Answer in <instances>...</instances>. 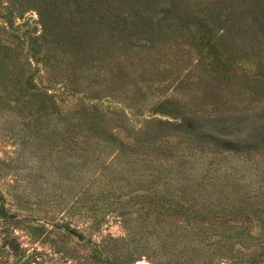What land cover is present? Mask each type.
Wrapping results in <instances>:
<instances>
[{
    "label": "rangeland",
    "instance_id": "374dc122",
    "mask_svg": "<svg viewBox=\"0 0 264 264\" xmlns=\"http://www.w3.org/2000/svg\"><path fill=\"white\" fill-rule=\"evenodd\" d=\"M201 2V8L214 10L225 0ZM234 3L239 11L243 8L242 14L235 12L225 20L230 22L237 18L239 23L235 28L233 24L231 29L224 27L225 31L220 24V31L208 44L200 46V40H193L192 47L184 39L185 36L168 34L165 39L171 47L163 48L162 53H171L168 54L171 58L175 56L173 72L171 76L167 74L172 82H168V88L162 92L166 85L155 92H148L143 110L128 109L129 114H133L128 116L132 122L128 130L130 138L141 132L144 121L152 116L162 122L171 120L157 112L156 108L151 109L161 100L170 101L167 102L168 109L176 105L175 102L183 103L185 111L197 113L198 117H209L208 120L205 118L201 128L212 130L217 145L206 142L204 156L196 155L175 162L174 152L181 144L179 140L184 141L183 146L197 141L188 142V137L182 136L155 149L158 150L154 152L159 160L155 159L153 167L142 168L145 176L143 184H139L131 174L141 170V164L135 168V165L115 158L113 152L108 157L105 154L101 159H90L87 162L89 166H83L82 163H73L71 152H55L54 149L60 150V147L53 150L51 145L46 150L35 147L29 153L31 146H25L27 142L24 141L15 149L11 140L18 136L8 126L13 122V115L8 118L0 112V169L9 173L8 177L3 174L0 187L17 181L21 185L19 193L27 200L23 205L26 211L9 200L6 207L10 214L19 218L34 215L36 221L33 226L44 225V231L33 241L27 230L7 223L0 216V264H23L30 255L34 257V262L30 264H170L164 249L171 252L172 264H207L198 262L197 258L206 256L209 249H220L223 244H229L230 231L236 230L230 221L234 210L243 213L239 224L257 234L256 239H243L249 242V250L244 256L260 255L264 260V247L259 250L253 248V245L264 242V143L258 145L257 155L245 157L240 149H225L228 138L218 132L225 126L229 127L223 133L230 136L231 143L236 144L237 139L244 135L264 132V0H243L241 3L234 0ZM225 6L220 10L223 11ZM53 10L52 6L49 14ZM42 21L36 12H27L25 18L16 20L14 25L27 23L35 28L34 36H39L42 27L37 23ZM242 22L249 24L248 30H243ZM45 24V34L50 36V21ZM27 58L34 62L32 55ZM40 75L43 76V72ZM200 124L203 125L202 122ZM20 128L18 123L16 129ZM196 129L193 134L201 137L203 129ZM21 133L23 137L28 134ZM141 136L139 134L138 137ZM145 188H149L145 193L134 192V189ZM142 194L145 197L141 199H148L149 202L153 199L158 202L157 207L164 208L160 213H171L173 207L176 211V207L182 213L195 216L196 220L190 222L207 229L206 239L197 242L193 237L183 238L187 223L182 225L183 230H175L177 223L174 222L157 223L154 215L156 206L138 202ZM105 197L113 204L119 202V210L138 211L140 204L144 205V210L138 213L141 214L139 217L133 214L126 224L122 218L116 217L115 211L101 219L105 212L102 207ZM125 201L138 205H123ZM168 207L171 211H167ZM182 217L178 218L183 220ZM171 231L174 235H169ZM237 236H232L233 240L238 241ZM14 239L19 249L25 251L19 262L18 257L12 258L7 253L8 243ZM207 242L212 244L207 246ZM225 250L229 256L231 249ZM218 264H234V261L224 259Z\"/></svg>",
    "mask_w": 264,
    "mask_h": 264
},
{
    "label": "trees",
    "instance_id": "16d2710c",
    "mask_svg": "<svg viewBox=\"0 0 264 264\" xmlns=\"http://www.w3.org/2000/svg\"><path fill=\"white\" fill-rule=\"evenodd\" d=\"M242 1L239 0V3ZM200 4L201 0H0V112L8 118L13 115V122L8 124L12 128L11 132L18 136L11 140L13 147L18 149L24 141L27 142L25 146H31L28 148L29 153L35 147L38 150H46L50 145L51 150L60 147V150L54 149L55 152H71L73 163H82L83 166H89L87 162L90 159H101L105 154L108 157L113 152L115 158L133 164L135 168L141 164V170L131 174L139 184L145 176L142 168L153 167L155 159L159 160L154 152L158 150L155 149L177 141L182 136L188 137V142L197 141L183 146L184 141L179 140L181 144L178 143L174 152L175 162L196 155L204 156L205 143L217 145V138L212 136V130L201 128L207 117H198L197 113L185 111L183 103L175 102L176 105L173 104L171 109L166 107L170 101L161 100L153 104L151 109L156 108L157 112L171 120L162 122L152 116L144 121L141 132H136L131 138L128 132L132 126L128 116L133 115L129 114L128 109L143 110V101L147 99L148 92H155L166 85L161 89L162 92L172 82L167 74L171 76L173 72L175 56L171 58L168 55L171 53H162L163 48L171 47L165 37L168 34L174 37L185 36L184 39L192 47L193 40H200V46L208 44L220 31V24L226 29H231L233 24L235 28L239 23L237 18L230 22L225 18L235 12H238L237 15L242 14L243 10L235 8L234 0H225L224 4L215 6L214 10L201 8ZM52 6L53 13L49 14ZM27 12H36L44 21L37 23L42 27L39 36H34L35 28L27 23L14 25L16 20L24 19ZM49 21L50 36H47L45 22ZM242 25L245 27L243 30L249 29V24L242 22ZM29 55H32L33 63L25 59ZM39 80L42 81L38 83ZM18 123L21 125L20 130L16 129ZM197 127L211 136L202 134V131L201 137L193 134ZM228 128L225 126L218 130L228 138V147L225 149H240L245 157L258 154V145L264 143V132L259 131L261 128H257L260 133L252 132L238 138V144L231 143L230 136L223 133ZM21 132L28 134L23 137L20 136ZM139 134L143 137H138ZM220 148L224 150L223 146ZM3 174L6 177L9 175L8 171L6 173V170L0 169V180H3ZM20 187L17 181L0 187V216L7 223L27 230L35 241L44 231V225L33 226L36 221L34 215L19 218L10 214L6 207L9 200L26 211L23 205L27 200L19 193ZM148 189H134V192L145 193ZM142 196L145 197L144 194L140 195L138 202H148L155 206L158 203L153 199L150 202L141 199ZM108 199L105 197L102 201L105 212L101 219L115 211L116 217L122 218L126 224L133 214L139 217L141 214L138 213L144 210L143 204L138 206V211L119 210V202L113 204ZM123 205L134 207L138 204L125 201ZM156 210L154 215L157 223H177L175 230H183L182 225L187 223L183 238L193 237L194 241L202 242L208 236L205 227L200 224L196 227L190 222L196 220L192 214L182 213L176 207L177 212L173 207V212L166 214L160 213L164 210L161 206H156ZM167 211H171L170 207ZM240 211L231 212L230 220L236 229L230 231V236L238 234V241L229 237L228 245L223 244L221 250H207L206 256L197 258L198 262L218 264L226 259L227 262L234 261V264H264L260 255L244 256L249 250V242L243 239H256L257 234L239 224L243 216ZM181 216L183 220L178 218ZM56 226L60 227L59 224ZM173 233L171 231L169 235ZM209 244L212 243H206L207 246ZM8 246L10 257H18L17 261H21L25 251L19 249L17 241H10ZM263 247L264 242L253 245L257 250ZM226 248L231 249L229 256L226 255ZM163 252L168 255L166 260L170 264L174 263L171 252L168 249ZM31 262H34V257L30 255L23 264Z\"/></svg>",
    "mask_w": 264,
    "mask_h": 264
}]
</instances>
